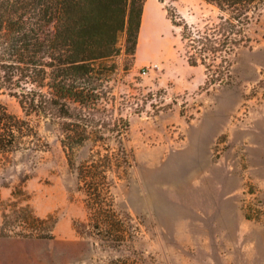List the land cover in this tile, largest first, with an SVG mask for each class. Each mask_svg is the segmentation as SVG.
<instances>
[{
  "label": "rangeland",
  "instance_id": "1",
  "mask_svg": "<svg viewBox=\"0 0 264 264\" xmlns=\"http://www.w3.org/2000/svg\"><path fill=\"white\" fill-rule=\"evenodd\" d=\"M155 1L160 14L146 20L133 57L120 36L108 84L134 158L112 191L114 209L130 218L129 239L111 247L75 234L86 213L59 126L31 117L39 141L0 167V264H264V10L247 32L250 47L230 57V82L205 86L204 68L187 63L193 43L169 13L188 15L197 38L217 24V10ZM0 105L22 117L14 98L0 94ZM92 147L75 148L74 162ZM13 205L52 217V238H24L30 231L11 219L2 227Z\"/></svg>",
  "mask_w": 264,
  "mask_h": 264
},
{
  "label": "trees",
  "instance_id": "2",
  "mask_svg": "<svg viewBox=\"0 0 264 264\" xmlns=\"http://www.w3.org/2000/svg\"><path fill=\"white\" fill-rule=\"evenodd\" d=\"M145 1L0 0V94L14 98L22 113L14 116L0 105V167L39 141L31 117L56 122L86 213L73 231L111 247H121L131 235L130 218L116 212L112 191L134 158L127 146L128 121L110 104L108 84L119 70L114 59L123 34L124 54L133 57ZM201 1L218 12L217 24L205 26L210 33L194 38L193 27L174 14L169 18L182 40L193 43L187 63L204 68V85H225L231 80L230 57L250 47L247 32L258 22L264 0ZM85 142L93 147L76 164L73 152ZM9 219L30 231L24 238H52L53 218H38L26 205H13L2 227Z\"/></svg>",
  "mask_w": 264,
  "mask_h": 264
},
{
  "label": "crops",
  "instance_id": "3",
  "mask_svg": "<svg viewBox=\"0 0 264 264\" xmlns=\"http://www.w3.org/2000/svg\"><path fill=\"white\" fill-rule=\"evenodd\" d=\"M192 1L193 0H189V2H192ZM158 11H159V8H158L155 0H146L144 5H143L141 24H142V21L146 22V20H151L155 15H156V17L159 16L160 13ZM178 14L184 21H186V22L189 21L188 15H185L181 12H178ZM141 24H140V26H141ZM139 34H140V30H139Z\"/></svg>",
  "mask_w": 264,
  "mask_h": 264
},
{
  "label": "bare ground",
  "instance_id": "4",
  "mask_svg": "<svg viewBox=\"0 0 264 264\" xmlns=\"http://www.w3.org/2000/svg\"><path fill=\"white\" fill-rule=\"evenodd\" d=\"M146 22L145 21H142V24H141V26H140V34H139V36H141L142 35V33L144 32V30L146 29ZM140 38V37H139Z\"/></svg>",
  "mask_w": 264,
  "mask_h": 264
},
{
  "label": "built area",
  "instance_id": "5",
  "mask_svg": "<svg viewBox=\"0 0 264 264\" xmlns=\"http://www.w3.org/2000/svg\"><path fill=\"white\" fill-rule=\"evenodd\" d=\"M154 68H156V65H151L150 67H147L146 69H147V70H152V69H154Z\"/></svg>",
  "mask_w": 264,
  "mask_h": 264
}]
</instances>
